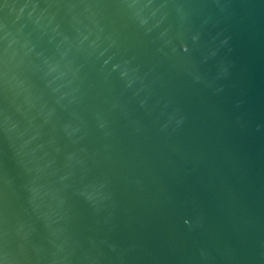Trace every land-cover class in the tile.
<instances>
[{
    "label": "water",
    "instance_id": "obj_1",
    "mask_svg": "<svg viewBox=\"0 0 264 264\" xmlns=\"http://www.w3.org/2000/svg\"><path fill=\"white\" fill-rule=\"evenodd\" d=\"M0 264H264V0H0Z\"/></svg>",
    "mask_w": 264,
    "mask_h": 264
}]
</instances>
